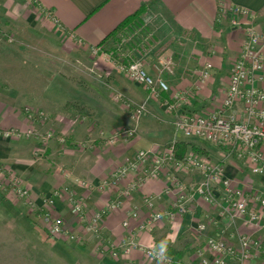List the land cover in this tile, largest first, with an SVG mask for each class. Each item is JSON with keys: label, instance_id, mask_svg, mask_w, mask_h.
Listing matches in <instances>:
<instances>
[{"label": "crops", "instance_id": "1", "mask_svg": "<svg viewBox=\"0 0 264 264\" xmlns=\"http://www.w3.org/2000/svg\"><path fill=\"white\" fill-rule=\"evenodd\" d=\"M37 1L0 0V28L25 27L30 26V20H41L48 32L65 37L70 45L84 52L103 43L124 19L143 9L142 22L151 39H147L148 43L139 52L135 51V55L145 61L151 74H161L166 79L172 93L184 91L187 96L181 106H174L169 92L152 96L143 85L132 81L115 65L102 66L96 62L94 68L106 79L98 82L97 102L91 101L93 110L88 112L89 118L80 116L84 120L73 124L67 111H54L46 106L51 117L44 128L65 135L66 144L57 140L41 141L38 136L23 139L0 136L1 161L22 178L32 190L36 203L43 205L46 195L64 186L71 189L69 193L83 199L89 214L119 201V205L109 210L103 219V234L118 254H106L98 259L102 264H163L142 250L124 252L123 245L132 236L145 244L153 242L156 247L169 248V254L179 260L178 264L197 261L195 250L204 247L208 236L223 237L236 247L244 235L264 242L263 226L248 223L231 210L223 212L220 205L208 203L199 196L189 205L187 213L176 219L163 216L151 230H141L152 210L146 199L154 198V209L170 208L176 200L177 187L169 177H175L189 188L194 182L203 181L199 172L165 166L158 178L149 179L128 196L123 191L141 170L131 171L126 177L111 182L115 181L114 173L129 163L138 151L149 150L152 155H157L177 142H185L186 154H195L220 165L224 174L240 187L264 192V175L252 173L249 166L236 160L227 149L201 138L187 137L176 127L182 112L206 114L222 108L233 66L242 51L248 29L254 27L264 31V0ZM235 7L240 12L233 11ZM47 11L53 17L48 16ZM111 41L117 40L109 38L106 42ZM112 47H115L114 43ZM167 59L173 62L172 71L164 68ZM208 62L213 64L211 76L202 82L200 71ZM259 76L262 78L256 85L264 89V69ZM105 85L108 89L102 87ZM114 93L135 106L146 102V113L137 117L124 102L114 100ZM12 100L17 99L0 92V130L12 125L28 127L26 112L15 108ZM234 113L238 120H248L242 102L236 104ZM119 127L133 129L134 133L120 136L108 144L105 138ZM77 141H84L86 149L75 146ZM104 182L109 184L103 187ZM216 193L220 204L224 205L221 189L218 188ZM55 205L69 220L68 230H77L83 236L85 250L96 249L98 239L84 233L82 222L73 221L67 195L57 197ZM134 212L136 216L132 217ZM126 220H129L128 226L124 225ZM199 223L207 224L201 235L196 234ZM204 254L212 256L208 249ZM251 262L264 264L257 257ZM228 264L236 263L231 259Z\"/></svg>", "mask_w": 264, "mask_h": 264}, {"label": "built area", "instance_id": "2", "mask_svg": "<svg viewBox=\"0 0 264 264\" xmlns=\"http://www.w3.org/2000/svg\"><path fill=\"white\" fill-rule=\"evenodd\" d=\"M32 1L33 3L38 2L37 0ZM233 11L240 12V9L235 7ZM47 15L53 17L50 11H47ZM234 23H237L236 20ZM149 37L151 38V36H148V40ZM242 46V51L233 66L229 88L223 100L222 108L206 114L182 112L176 121V127L187 137L201 138L227 149L236 160L249 166L252 173L264 175V89H260L256 85V82L262 78L259 76V72L264 69V31H258L254 27L249 28ZM126 47L127 39L121 38L115 46V50L105 51L102 46L98 45L93 47L92 51L95 55H104L119 71L132 81L143 85L150 95L159 97L160 93L169 92L174 100L173 105L181 106L187 96L186 92L172 93L166 79L161 74H151L138 57L131 58V55L135 54L127 52ZM118 54L124 58L130 57V60L122 61L118 58ZM172 64V60L167 59L164 62V68L172 71ZM212 68L213 64L208 62L201 69L202 82L209 79ZM122 98L120 94H115L114 99ZM238 102L243 103L247 121L238 120L235 116L234 109ZM146 111V102L134 107V114L137 117L144 115ZM35 116L43 118L41 112H36ZM133 133V129L123 128L115 131L110 141L115 142L118 137ZM29 134L30 131L26 133H19L15 130L0 131V136L6 139L14 136H28ZM52 136V133H48L44 137L49 139ZM150 159L151 163L149 164ZM165 166L199 172L203 176V181L194 182L189 188H186L175 177H169L177 187L176 200L170 208L157 210L153 208L154 198L148 197L146 200L152 210L147 221L141 225V230H151L153 224L163 216L176 219L178 216L187 213L189 205L198 196L208 203L220 205L223 212L231 210L235 214L243 216L248 223L264 227V192L240 187L234 179L224 174L220 165L214 164L206 158L195 154H186L183 159H177L174 153V145L157 155H152L149 150L138 151L129 163L114 173L115 181L111 182L126 177L131 171L141 170V174L126 185L123 194L128 196L136 189L141 188L149 179L158 178ZM2 172L4 171L0 170V173ZM8 176H10L13 189L20 197L30 195L29 189L24 186L19 178L11 176L9 172ZM107 184L109 183L104 182L102 186L105 187ZM3 185L0 181V188H3ZM218 188L222 191L221 197L224 205L219 202L220 197L216 193ZM70 203L73 211L80 216L81 222L86 223V228L97 236L103 232V219L106 213L119 205V201L112 202L100 211L89 214L83 199L72 193H70ZM135 216L136 213H132V217ZM52 223L55 231L59 232L63 229L61 219L57 218ZM124 225L128 226L129 220H126ZM206 227V223H199L196 227V234L201 235ZM205 249L212 253L211 257L204 254ZM123 250L126 253L142 250L154 261L163 264H178L179 262L177 258L169 254L167 248L156 247L153 242L145 244L137 240L135 236L124 243ZM111 254L116 256L118 250L112 248ZM194 255L197 261L192 264H228L231 259L235 260L236 264H252V259L256 257L264 263V242L250 235H244L240 238L239 247H236L223 237L208 236L204 247H198Z\"/></svg>", "mask_w": 264, "mask_h": 264}, {"label": "rangeland", "instance_id": "3", "mask_svg": "<svg viewBox=\"0 0 264 264\" xmlns=\"http://www.w3.org/2000/svg\"><path fill=\"white\" fill-rule=\"evenodd\" d=\"M139 28L119 33L121 38L127 39L126 49L134 54L148 43V31ZM107 40L100 46L105 51L115 50L113 43L116 46L119 41L109 43ZM91 51L84 52L70 45L65 37L48 32L41 20H30V26L25 27L17 25L6 30L0 28V92L17 99L12 100L11 104L26 112L25 121L28 124L26 129L21 125H12L0 131H30L28 136L8 139L38 136L41 141L57 140L62 145L66 144L68 141L65 135L54 129H45L43 125L46 126L50 120L49 107L54 111H67L71 114L73 124L79 123L84 117L89 118L88 112L93 110L91 101L97 102L95 96L100 88L98 82L106 79L100 74L101 71L94 68L95 63L99 62L102 66L110 63L104 55L98 56ZM135 57L137 58L136 55ZM140 60L147 69L145 61ZM102 87L108 89L106 85ZM115 94L112 95L113 98ZM114 100L124 102L128 109L134 111L135 105L130 101H125L124 98ZM36 112H41L43 118L35 116ZM122 129L119 127L115 131ZM48 133L53 136L46 139L44 136ZM113 133L105 138L108 144L114 143L110 141ZM74 145L86 149L84 141H77ZM0 170L4 171L0 173V181L4 184L0 188V264H102L97 260L111 254L113 246H110L103 232L100 236L94 235L82 221L84 233L92 234L99 242L96 249L87 251L83 236L77 230H68L69 220L57 211L55 205L57 197L61 195H67L70 201L71 189L68 186L54 189L44 197V204L38 205L32 197V190L1 159ZM7 171L29 189L28 197H20L15 192ZM73 215V221L80 223V216L74 211ZM57 218L63 222V229L59 232L52 227V221Z\"/></svg>", "mask_w": 264, "mask_h": 264}, {"label": "trees", "instance_id": "4", "mask_svg": "<svg viewBox=\"0 0 264 264\" xmlns=\"http://www.w3.org/2000/svg\"><path fill=\"white\" fill-rule=\"evenodd\" d=\"M143 14H144V10L142 9V10H138L134 14L128 16L114 29V31L110 35H108L106 37L105 40L112 38L115 41L117 40L116 42H118L121 39V36H122L121 34H124L126 30H131V29L136 28V27H140L139 29L145 30L146 25L142 22ZM120 32H121V34H119ZM102 44L103 43H100V45H102ZM127 52L131 53L132 51L127 49ZM130 53H128V54H130ZM118 56H119L118 58L121 59L122 61H129L130 60V57H127L125 59V58L121 57V54H118ZM134 57H135V55L132 54L131 58H134ZM186 152H187V143L177 142L174 144V153H175V157L177 159H183L186 155ZM170 252L173 253V251H171V250H170ZM174 252H176V251H174Z\"/></svg>", "mask_w": 264, "mask_h": 264}]
</instances>
